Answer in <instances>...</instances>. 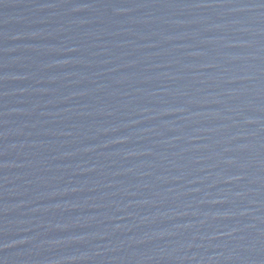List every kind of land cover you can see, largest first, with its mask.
I'll return each mask as SVG.
<instances>
[{"label":"water","instance_id":"95a60500","mask_svg":"<svg viewBox=\"0 0 264 264\" xmlns=\"http://www.w3.org/2000/svg\"><path fill=\"white\" fill-rule=\"evenodd\" d=\"M0 264H264V0H0Z\"/></svg>","mask_w":264,"mask_h":264}]
</instances>
